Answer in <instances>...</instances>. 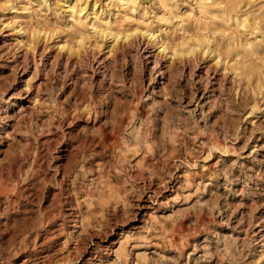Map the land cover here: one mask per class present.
<instances>
[{
	"label": "rangeland",
	"instance_id": "rangeland-1",
	"mask_svg": "<svg viewBox=\"0 0 264 264\" xmlns=\"http://www.w3.org/2000/svg\"><path fill=\"white\" fill-rule=\"evenodd\" d=\"M0 264H264V0H0Z\"/></svg>",
	"mask_w": 264,
	"mask_h": 264
},
{
	"label": "bare ground",
	"instance_id": "bare-ground-1",
	"mask_svg": "<svg viewBox=\"0 0 264 264\" xmlns=\"http://www.w3.org/2000/svg\"><path fill=\"white\" fill-rule=\"evenodd\" d=\"M76 2V1H75ZM66 4V3H65ZM74 4V3H73ZM66 7V9L67 10H69V12L71 13V14H73V13H75L76 12V6H72V5H69V4H66L65 5ZM82 8V7H81ZM80 11H82V10H80ZM69 14V13H68ZM85 15H86V13H85ZM19 28V27H18ZM95 28V27H94ZM98 28V30L100 29L99 27H97ZM23 28H21V30H22ZM38 29V28H37ZM103 29V28H102ZM18 30V29H17ZM16 30V31H17ZM43 29H41V30H37V31H34L33 32V36H40L41 37V35H42V33H43V31H42ZM20 31V28H19V30L17 31V32H19ZM49 31V30H48ZM100 31V30H99ZM102 31V30H101ZM100 31V32H101ZM139 31L140 32H138V31H136V29H134V30H131V29H122V30H118V31H116V32H113V31H109V32H106V34L107 35H111V37L113 38V42H115L116 44H120L121 46H122V44H124V45H128V44H130L131 42H133V39H135L134 37H136L135 35H137L138 33H140V34H142V35H145V37L146 36H149L150 37V39H152L153 41H156V36L154 35V33H150V32H148L147 30H143V29H139ZM98 32V31H97ZM104 33H105V31H104ZM48 35V34H47ZM83 35V34H82ZM102 35V34H101ZM43 37V36H42ZM81 36H79V38H80ZM194 37V36H193ZM195 37H197V35L195 36ZM45 38V37H44ZM78 38V37H77ZM82 39H80V41L81 40H83V36L81 37ZM197 38H199V36L197 37ZM46 39V38H45ZM109 39H111V38H109ZM79 40V39H78ZM196 41H197V39H196ZM35 42V41H34ZM30 43H32V42H30ZM83 42L81 41V44H82ZM186 44V43H185ZM83 45V44H82ZM198 45V44H197ZM200 45H201V43H200ZM70 45H68V47H69ZM116 46H118L119 47V45H116ZM166 46H168L167 44H166ZM80 47H81V45H80ZM197 47H199V46H197ZM197 47H196V45L194 46L193 44H192V47H190L189 49H188V51L187 52H183V53H181V50H180V55H183L184 56V54H185V56H188V55H186V54H191V53H195V52H197ZM201 47V46H200ZM203 47V46H202ZM65 48V47H64ZM70 48V47H69ZM160 48V47H159ZM205 48V47H204ZM80 49V48H79ZM82 49V48H81ZM175 49V48H174ZM202 49V48H201ZM206 49H208V48H206ZM206 49H204V52H205V50ZM68 50H70V49H68ZM162 51H165V50H167V47H165V46H163V48L161 49ZM166 52V51H165ZM212 52V51H211ZM78 53H79V51H78ZM176 54H178L179 52L178 51H176L175 52ZM174 55V54H173ZM179 55V54H178ZM193 55V54H192ZM79 56V55H78Z\"/></svg>",
	"mask_w": 264,
	"mask_h": 264
}]
</instances>
